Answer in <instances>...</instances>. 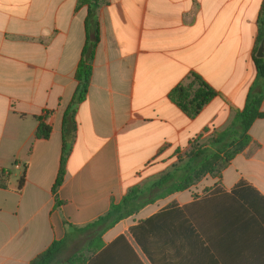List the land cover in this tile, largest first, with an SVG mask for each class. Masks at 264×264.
<instances>
[{
  "label": "crops",
  "instance_id": "obj_1",
  "mask_svg": "<svg viewBox=\"0 0 264 264\" xmlns=\"http://www.w3.org/2000/svg\"><path fill=\"white\" fill-rule=\"evenodd\" d=\"M262 1L0 0V176L8 179L0 264H31L62 240L71 255L86 249L128 190L233 122L259 90ZM96 26L89 90L56 197L64 115ZM192 74L219 96L190 118L170 94ZM41 122L48 139L37 138ZM249 135L221 177L155 195L108 228L88 264H264V119Z\"/></svg>",
  "mask_w": 264,
  "mask_h": 264
},
{
  "label": "trees",
  "instance_id": "obj_2",
  "mask_svg": "<svg viewBox=\"0 0 264 264\" xmlns=\"http://www.w3.org/2000/svg\"><path fill=\"white\" fill-rule=\"evenodd\" d=\"M97 1L79 0L80 4ZM257 17L258 33L254 42L253 59L256 66L255 69L257 70L256 87L259 90L257 92L254 89L248 94L249 96L243 110H234L235 116L234 120H232L233 122L224 130H215L205 142L202 143L200 140L193 142L189 150L184 155L179 156L177 161L167 171L161 173L149 187L143 184L128 190L122 201L119 204L112 205L106 216L97 221L103 225L102 231L94 233L90 245L86 249L73 253L66 261H60L66 241L54 242L44 253L35 258L31 264H88L91 255L95 254L102 247V234L108 228L117 224V222L133 215L145 204L154 202V196L159 194L158 190L162 187L174 184V189L167 192V194L181 192L199 183L207 176L221 177V172L251 143L252 138L249 135V129L255 120L264 119V112L261 111L264 98V56L262 58L257 57L259 47L264 44V0ZM98 39L99 32L96 26L94 39L88 42L83 50L75 75L78 87L64 115L62 157L59 173L53 187L56 197L59 188L64 183L66 163L75 139V114L78 106L85 101L88 94L87 91L89 90L92 75L91 62ZM218 96V92L197 74H192L188 83L175 88L170 94L172 101L190 118L198 115L208 103ZM51 131L50 126L41 122L37 138L48 139ZM24 182L25 173L20 177V188L23 187ZM7 186L8 179L0 176V187L6 188ZM56 205L58 207L61 205L58 199H56ZM94 226V224H91L88 228Z\"/></svg>",
  "mask_w": 264,
  "mask_h": 264
},
{
  "label": "rangeland",
  "instance_id": "obj_3",
  "mask_svg": "<svg viewBox=\"0 0 264 264\" xmlns=\"http://www.w3.org/2000/svg\"><path fill=\"white\" fill-rule=\"evenodd\" d=\"M179 156H180V155H179ZM179 156H178L177 154H174L173 157H174V159H178ZM154 181H155V180H150L149 182L145 183V186H146V187H149L151 184L154 183ZM174 187H175L174 184L166 185V186L162 187L161 189H159V190H158V191H159L158 193L161 194V195H163L164 193H167V192H169L170 190H173ZM72 251H73V250H68V249L65 250V251L63 252L62 256H61V260H60V261H66V260H63V259H66L68 256H70L71 253H72ZM56 264H59V263H56Z\"/></svg>",
  "mask_w": 264,
  "mask_h": 264
},
{
  "label": "water",
  "instance_id": "obj_4",
  "mask_svg": "<svg viewBox=\"0 0 264 264\" xmlns=\"http://www.w3.org/2000/svg\"><path fill=\"white\" fill-rule=\"evenodd\" d=\"M264 56V44H262L259 49H258V52H257V57L258 58H262Z\"/></svg>",
  "mask_w": 264,
  "mask_h": 264
}]
</instances>
